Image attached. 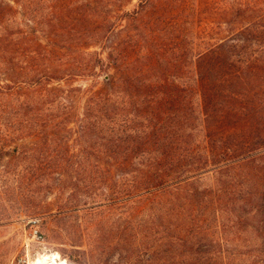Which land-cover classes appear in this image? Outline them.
Masks as SVG:
<instances>
[{"label": "trees", "instance_id": "16d2710c", "mask_svg": "<svg viewBox=\"0 0 264 264\" xmlns=\"http://www.w3.org/2000/svg\"><path fill=\"white\" fill-rule=\"evenodd\" d=\"M133 1L0 0V221L78 211L101 264H264V7Z\"/></svg>", "mask_w": 264, "mask_h": 264}, {"label": "rangeland", "instance_id": "374dc122", "mask_svg": "<svg viewBox=\"0 0 264 264\" xmlns=\"http://www.w3.org/2000/svg\"><path fill=\"white\" fill-rule=\"evenodd\" d=\"M137 0H134L127 8H132ZM250 1V2H249ZM207 11L204 10L211 20L220 16L219 0H203ZM251 4L250 8L264 7V0H248ZM247 2V5H248ZM220 3V5H219ZM104 77L97 78H81L74 82L75 86L83 85L90 87L92 84L100 85ZM86 94L82 93L76 97V111L78 114V99L79 105L82 106L85 102ZM80 111L82 109L80 108ZM32 142V138L23 139L17 142L21 143ZM66 196L63 198L65 199ZM78 199V198H77ZM77 199H74L77 200ZM57 201L54 195L49 196L45 205L49 207L52 213L59 211V207L67 208L71 203ZM64 201V200H63ZM78 203V202H76ZM75 204V203H73ZM72 204V205H73ZM49 213L41 214H22L20 217H14L8 221H0V264H21L33 263L39 257L47 258L49 260L46 264H101L99 250L97 247L93 248V252L85 255L78 253V211L65 212L51 222L48 226H42V219L48 217ZM83 248H87L82 244ZM54 258L56 261L54 262Z\"/></svg>", "mask_w": 264, "mask_h": 264}, {"label": "bare ground", "instance_id": "6f19581e", "mask_svg": "<svg viewBox=\"0 0 264 264\" xmlns=\"http://www.w3.org/2000/svg\"><path fill=\"white\" fill-rule=\"evenodd\" d=\"M48 260H49V257H47V258L39 257L36 261H34V262L31 263V264H46V263L48 262ZM53 260H54V262H55V261H56V258H54ZM56 264H62V263H58V262L56 261Z\"/></svg>", "mask_w": 264, "mask_h": 264}, {"label": "built area", "instance_id": "2783aa9c", "mask_svg": "<svg viewBox=\"0 0 264 264\" xmlns=\"http://www.w3.org/2000/svg\"><path fill=\"white\" fill-rule=\"evenodd\" d=\"M21 264H29V263H21Z\"/></svg>", "mask_w": 264, "mask_h": 264}]
</instances>
